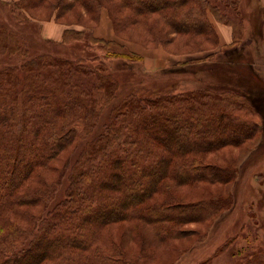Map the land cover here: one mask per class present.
<instances>
[{"label": "rangeland", "instance_id": "rangeland-1", "mask_svg": "<svg viewBox=\"0 0 264 264\" xmlns=\"http://www.w3.org/2000/svg\"><path fill=\"white\" fill-rule=\"evenodd\" d=\"M64 1L68 3L66 7H60L58 0H38L35 7H28L29 4L25 7L22 0H0V26L16 42L13 48L0 51V71L11 68L20 78L16 87L19 111H22L23 91L27 93L29 90L26 87L29 61L40 57L71 64L73 78L72 85L67 84L68 91L76 85L84 92L90 91L98 84L92 71L98 73L99 70V75H109L115 81L114 96L99 106L85 130L75 134L71 144L59 151L48 167L34 168L17 188L22 192L40 190L53 183V192L50 199L48 196L44 199L45 205L40 202L32 206L22 203L14 211L5 212L6 219L19 228H26L30 220L39 221L42 210L41 216L68 195L73 169L81 165L78 157L88 151V144L94 137L97 140L101 138L111 123L114 109L128 94L155 97L190 91H199L201 95L219 93L243 103L259 116H254L258 127L253 131L246 125L242 126L241 130L246 133L243 139L227 138L222 133L219 139L224 137V140L221 143L215 145L211 141L210 146L206 142L208 149L196 152V161L202 168H210L211 172L215 170L212 168H228L231 174L227 177L220 174L219 179H207L205 176L178 182L170 179L166 187L163 182L168 179L162 176V187L154 189L145 200L146 203L165 200L168 205L182 207L214 198L223 202L219 208L202 220L193 218V214L183 215V219L175 220L173 231L167 237L157 234L153 224L143 218L106 219L97 227L93 241L103 251L110 248L112 255L131 258L136 264L264 262V0H240L235 11L232 7L227 8L231 20L237 22L234 25L224 22L207 9L214 32L217 24L227 28L229 38L226 44L220 41L218 31L215 32L217 40L205 29L201 34L162 36L167 26L161 24L163 21L154 12L138 14L139 19L121 29L117 27V19L121 15L132 14L121 6V0H101L102 5L88 2L94 8L93 12H88L81 0ZM211 2L222 6L218 0ZM232 29H236L233 34ZM98 33L105 35L100 38L102 40L97 39ZM105 51H121L131 56L108 59ZM59 105V101L54 104ZM180 117L186 123L187 115L182 113ZM217 120L219 123L205 128L201 134L214 136L220 131V124L226 120ZM229 122L232 124L237 120L230 119ZM153 124L156 126L147 121L143 126L151 128ZM170 134L167 128H163L159 137L161 143H170L177 134L182 136L185 131ZM196 140L203 142L202 135H198ZM120 163L126 167L123 175L130 172L136 176L135 181L142 180L145 173L151 176L163 171V167H158L156 172L147 168L142 173L125 160ZM110 178L102 185L107 188L113 186ZM133 187L136 189L132 183L126 185L127 189ZM108 190L120 193L116 186L113 191ZM117 205L122 208L121 204ZM22 211L28 217L19 213ZM11 224L0 223L1 237L10 236ZM34 236L18 233L12 248L26 247ZM56 238L52 237V241ZM65 241L63 238L62 242ZM57 259L53 261L58 262ZM44 262L42 260L39 264Z\"/></svg>", "mask_w": 264, "mask_h": 264}, {"label": "trees", "instance_id": "trees-1", "mask_svg": "<svg viewBox=\"0 0 264 264\" xmlns=\"http://www.w3.org/2000/svg\"><path fill=\"white\" fill-rule=\"evenodd\" d=\"M22 1L25 7L28 4V7H35L38 0ZM218 1L222 6L213 4L211 0H121V6L132 14L121 15L116 21L117 27L122 29L125 24L139 19L138 14L154 12L163 21L161 24L167 26L162 36L201 34L205 29L216 39L207 9L224 22L234 25L237 22L231 20L227 8L236 10L240 2ZM88 2L102 5L101 0H81L88 12L94 10ZM58 5L66 7L68 3L58 0ZM149 30L151 32L152 29ZM235 30L232 29V34ZM15 43L11 34L0 26V51L13 48ZM105 53L108 59L131 56L121 51ZM29 62L30 74L26 85L29 90L27 93L23 91L21 112L16 89L20 78L11 68L0 71V223L7 225L11 222L4 216L5 212L14 211L22 203L32 206L40 202L43 206L44 199L47 196L50 199L53 183L40 190L22 192L17 188L34 168L48 167L50 160L71 144L74 135L85 130L99 106L114 96L116 85L111 76L99 75L98 70V73L92 71L98 84L90 91L84 92L78 85L68 91L67 84L72 85L73 78L70 63L49 57ZM43 62L45 65L41 66ZM221 95H201L199 91L155 97L128 94L114 109L111 123H108L101 138L97 140L94 137L88 144V151L78 157L81 165L73 169L71 183L67 187L68 195L41 216L42 210L39 221L30 220L26 228L11 224V239L10 236H0V264H39L42 260L46 261L43 264H78L81 261L84 264H136L131 258L112 255L110 248L103 251L94 244L97 227L106 219L143 218L153 224L157 234L167 237L173 231L175 220L183 219V215L193 214V218L202 220L216 211L223 202L214 198L182 207L168 205L165 200L155 203H146L145 200L154 189L162 187V176L168 179L162 180L165 186L170 179L178 182L201 176L213 179L220 178V174L226 177L231 174L228 168H212L215 169L212 172L210 168H202L196 161V152L208 149L206 142L210 146L211 141L215 145L221 143L224 140V137L219 139L222 133L227 138L243 139L246 133L241 130L242 126L246 125L253 131L258 127V120L254 117L258 114H253V110L243 103ZM56 101L61 105L54 106ZM182 113L187 115L186 123L180 117ZM217 118L226 120L220 124L222 129L214 136L201 134L205 128L219 123ZM230 119L237 122L231 124ZM147 121L156 126L144 127ZM163 128H167L170 135L181 130L185 134H177V138L170 143H161L159 137ZM198 135H202L203 142L196 140ZM121 160L136 170H142V173L147 168L156 172L158 167H163V171L151 176L145 173L142 180L135 181L136 176L130 172L123 175L126 167L121 165ZM109 177L113 186L108 188L113 191L115 186L119 187L120 193L116 190L119 194L108 192V188L102 185L105 181L109 182ZM145 178L149 179L144 182ZM131 183L136 189L126 188ZM117 204H121L122 208ZM22 212L19 213L26 216ZM23 232L35 236L26 247L12 248L18 233ZM56 236V241H52V237ZM77 238L79 241H76ZM56 258H59L58 262L53 261Z\"/></svg>", "mask_w": 264, "mask_h": 264}, {"label": "crops", "instance_id": "crops-1", "mask_svg": "<svg viewBox=\"0 0 264 264\" xmlns=\"http://www.w3.org/2000/svg\"><path fill=\"white\" fill-rule=\"evenodd\" d=\"M215 29H216V31H218L219 32V37H220V41H222V43L224 44H226V43H228V42H226L227 40H228V30H227V28L226 27H221V26H219V24H217L216 26H215ZM226 32V34L224 35V33ZM105 35H102L101 33H98V36L97 37H99V38H102V37H104Z\"/></svg>", "mask_w": 264, "mask_h": 264}]
</instances>
